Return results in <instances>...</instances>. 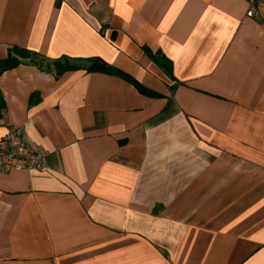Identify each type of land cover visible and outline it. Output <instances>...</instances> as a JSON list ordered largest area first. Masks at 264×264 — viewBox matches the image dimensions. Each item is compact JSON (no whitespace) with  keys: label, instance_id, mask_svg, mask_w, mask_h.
Masks as SVG:
<instances>
[{"label":"crops","instance_id":"0c3cea01","mask_svg":"<svg viewBox=\"0 0 264 264\" xmlns=\"http://www.w3.org/2000/svg\"><path fill=\"white\" fill-rule=\"evenodd\" d=\"M247 10L0 0V62L43 58L0 69V138L49 153L0 172V264H264V3Z\"/></svg>","mask_w":264,"mask_h":264},{"label":"built area","instance_id":"2783aa9c","mask_svg":"<svg viewBox=\"0 0 264 264\" xmlns=\"http://www.w3.org/2000/svg\"><path fill=\"white\" fill-rule=\"evenodd\" d=\"M248 10L246 16L256 19L260 16V8L264 0H246ZM49 153L45 149L32 147L11 128L0 138V172L9 173L13 170H44L48 167Z\"/></svg>","mask_w":264,"mask_h":264},{"label":"trees","instance_id":"16d2710c","mask_svg":"<svg viewBox=\"0 0 264 264\" xmlns=\"http://www.w3.org/2000/svg\"><path fill=\"white\" fill-rule=\"evenodd\" d=\"M20 54L33 55L34 57H37L41 60V62L36 63V61H33L32 63H34L37 66L42 65L43 58L40 57L39 55H37L36 53H31L30 51H27V50L25 51L23 49L14 48L10 52L8 59L0 62L1 71L11 69L13 67H16L18 64H20L21 59L18 57ZM88 60L90 62L89 67L86 69L88 72L104 73V74H111V75L119 76L121 78H124L126 81L132 83L138 89V91H140L142 94H145L148 96H156L157 95L156 92L151 91L150 89L143 86L141 83H139L131 75L110 66L104 60H102L100 58H90ZM55 68L57 71V76H60L61 74H63L66 71L74 70L76 67L73 66L71 63H69L67 59H61V60L56 61Z\"/></svg>","mask_w":264,"mask_h":264},{"label":"rangeland","instance_id":"374dc122","mask_svg":"<svg viewBox=\"0 0 264 264\" xmlns=\"http://www.w3.org/2000/svg\"><path fill=\"white\" fill-rule=\"evenodd\" d=\"M20 59H21V61H23V62H33V61H36V63H40L41 62V60L39 59V58H37V57H34L33 55H24V54H20L19 56H18Z\"/></svg>","mask_w":264,"mask_h":264}]
</instances>
